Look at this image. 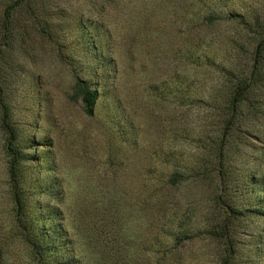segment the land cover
<instances>
[{
	"label": "rangeland",
	"instance_id": "1",
	"mask_svg": "<svg viewBox=\"0 0 264 264\" xmlns=\"http://www.w3.org/2000/svg\"><path fill=\"white\" fill-rule=\"evenodd\" d=\"M51 1L66 16L55 18L56 39L33 31V20L20 9L18 31L25 35L9 45L2 44L7 3L0 2V102L7 104L21 137L36 139L34 149L48 158L33 161V149L26 150L20 189L31 216H47L60 209L54 221L62 224L70 239L68 250L61 249L63 256L76 264H264L263 217L236 221L235 253L226 251L224 239L205 231L224 215L218 197L220 183L215 178L199 185L191 182L178 192L186 208L193 205L203 232L177 243L181 258L160 261L163 216L157 200L160 193L154 194L151 186H159L169 175L166 161L175 155L177 143L187 155L201 153L202 142L197 138L215 136L220 127L212 102L194 104L191 97L208 101L207 96L221 88L218 65L223 63L225 50L218 42L229 25L200 23L205 35L216 37L208 49L213 64L196 68L189 58L192 37L197 39L189 28L193 16L216 1L115 0L108 4L98 16L103 21L100 40L111 64L100 72L106 84L91 115L75 94L74 67L97 61L86 52L87 37L84 41L83 36L87 32L76 10L92 14L89 7L96 0ZM247 1L261 2L264 7V0H230L229 6L240 9ZM93 23L87 30L98 37V23ZM62 47L73 64L61 56ZM248 54L236 57L241 67L249 64ZM89 72L80 71L86 77ZM178 89L187 94L188 104L178 102ZM245 136L250 145L235 155L232 171L255 187L264 177V142ZM186 137L189 142L182 141ZM253 173L256 179L249 177ZM260 189L235 200L240 205L257 204ZM165 199L162 205L172 201ZM16 212L0 113V242L13 236L5 246L7 261L0 264H33L28 247L14 236Z\"/></svg>",
	"mask_w": 264,
	"mask_h": 264
},
{
	"label": "trees",
	"instance_id": "2",
	"mask_svg": "<svg viewBox=\"0 0 264 264\" xmlns=\"http://www.w3.org/2000/svg\"><path fill=\"white\" fill-rule=\"evenodd\" d=\"M4 1L7 5L4 15L6 25L2 35L5 38L2 44L9 45L19 35L20 37L25 35L22 30L18 31L19 20H21L18 16V12H21L20 9H25L26 14L28 12L29 18L33 20V31L56 39L55 30L57 31L58 27L54 25L55 18L64 20L66 16L62 12L63 10L60 12L53 8L51 0L31 1L29 4L28 1H23L27 3L25 4L20 0ZM114 1L96 0L89 7L92 8V14L89 15L85 10H76V16L87 32L83 36L84 41L87 37L84 45L86 52L93 55V59L97 61L95 65L81 66L80 69L74 67L76 70L75 94L82 99L84 110L89 115L93 114L106 84L100 77V72L108 70V66L111 64L105 54V46L100 40L99 30L103 26V21L100 22L98 15L102 14L108 4ZM214 1L207 8L197 10L192 23L189 25L192 36L197 37L196 40L192 37L189 58L196 68L213 64L208 49L215 45L216 37L212 35L210 37L209 34L205 35L200 23L206 22L208 26L229 25V30L222 32L221 40L218 42L225 50L223 63L218 65L221 74V88L209 94L207 96L208 101L201 97H195L196 99L191 97V103L212 102L213 107L218 109L220 127L215 136L208 135L197 138L202 142L201 153L187 155L184 146L177 143L175 155L166 161L171 168L169 175L159 186H151L154 194L157 190L160 193L157 200L160 202L163 216L159 224L160 237H158L161 262L176 261L181 258L182 254L176 253L179 246L177 243L193 238V235H196L198 231L203 232V229L198 225V219L195 216L196 210L193 205L186 208L185 203L178 196V192L183 191V187L190 186L191 182L199 185L204 180L215 178L219 181L220 193L218 197H220V207L223 209L224 215L220 221L211 222L204 229L209 234L215 233L216 236L224 239L226 251L232 253L237 251L233 238L236 230L235 224L239 218L252 215L264 218V177L258 179L255 187H250L245 180H241L232 171L235 155L242 150V147L250 145L245 134H250L264 142V7H261V2L258 1L252 3L247 1V5L240 9L229 6L230 0ZM193 2L202 4L208 0H193ZM198 19H201V22H197ZM95 21L98 23V25L95 24L98 29V37L89 35L87 30V27L89 28L90 24H94ZM14 30L18 33H15ZM60 49L61 56L73 64L72 57L63 55V47ZM248 52L250 53L247 55L249 64L247 67H241L236 61V57ZM85 70L90 71L87 77L80 73V71ZM1 75L3 74L0 67ZM181 82L180 80L177 87H180ZM177 98L180 104H188L186 102L189 97L181 89H178ZM217 101L219 102L217 103ZM0 113L1 124L6 132L11 188L17 210L18 231L14 236L19 237L22 244L28 247L34 261L33 264H76L75 261H68L61 253L62 248L64 251L68 250L67 246L70 239L62 224L54 221L60 215V209L54 210L51 212L52 214L47 216H31L27 210L24 193L20 189L23 179L22 164L28 158L26 157V150L33 149L31 152L29 151L33 161H44L48 158L42 157L34 149L36 139L31 138V140L25 141L21 137L18 129L12 124V117L5 102H0ZM185 139L182 141L189 142L190 137ZM210 169L215 173L208 172ZM249 177L256 179L257 175L253 173ZM146 187L148 188L147 185ZM258 188H261L262 194H260L257 204L240 205L237 203L238 201L236 202L235 198L238 195L254 193ZM165 198H171L172 201L162 205L166 200ZM146 200L148 203L150 202L149 198ZM47 222L54 225L48 227ZM12 238L13 236L3 237L0 242V263L7 261L5 246ZM170 263L174 264L173 262Z\"/></svg>",
	"mask_w": 264,
	"mask_h": 264
}]
</instances>
